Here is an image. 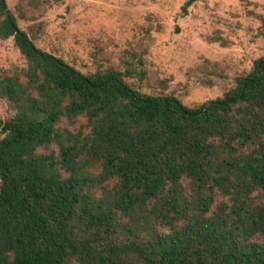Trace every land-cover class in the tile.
I'll return each mask as SVG.
<instances>
[{
	"label": "trees",
	"instance_id": "trees-1",
	"mask_svg": "<svg viewBox=\"0 0 264 264\" xmlns=\"http://www.w3.org/2000/svg\"><path fill=\"white\" fill-rule=\"evenodd\" d=\"M10 37L27 66L0 67V264H264V55L189 107L37 48L0 0Z\"/></svg>",
	"mask_w": 264,
	"mask_h": 264
},
{
	"label": "rangeland",
	"instance_id": "rangeland-1",
	"mask_svg": "<svg viewBox=\"0 0 264 264\" xmlns=\"http://www.w3.org/2000/svg\"><path fill=\"white\" fill-rule=\"evenodd\" d=\"M186 1L6 3L37 48L82 73L111 67L141 93L174 95L194 107L222 97L264 55V0H196L184 11ZM26 66L13 38L0 40V67ZM13 113L0 98V117Z\"/></svg>",
	"mask_w": 264,
	"mask_h": 264
}]
</instances>
